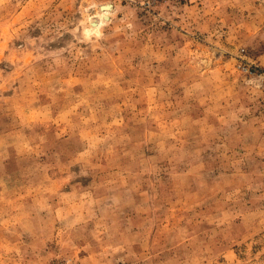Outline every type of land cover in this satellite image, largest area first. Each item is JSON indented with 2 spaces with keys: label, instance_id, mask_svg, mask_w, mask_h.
<instances>
[{
  "label": "rangeland",
  "instance_id": "obj_1",
  "mask_svg": "<svg viewBox=\"0 0 264 264\" xmlns=\"http://www.w3.org/2000/svg\"><path fill=\"white\" fill-rule=\"evenodd\" d=\"M262 70L264 0H0V264H264Z\"/></svg>",
  "mask_w": 264,
  "mask_h": 264
},
{
  "label": "built area",
  "instance_id": "obj_2",
  "mask_svg": "<svg viewBox=\"0 0 264 264\" xmlns=\"http://www.w3.org/2000/svg\"><path fill=\"white\" fill-rule=\"evenodd\" d=\"M260 76L264 79V70L260 71Z\"/></svg>",
  "mask_w": 264,
  "mask_h": 264
},
{
  "label": "bare ground",
  "instance_id": "obj_3",
  "mask_svg": "<svg viewBox=\"0 0 264 264\" xmlns=\"http://www.w3.org/2000/svg\"><path fill=\"white\" fill-rule=\"evenodd\" d=\"M106 14V13H105ZM99 21H101V20H99ZM103 21V20H102ZM95 23V22H94ZM94 25V24H93ZM98 26V25H97Z\"/></svg>",
  "mask_w": 264,
  "mask_h": 264
}]
</instances>
